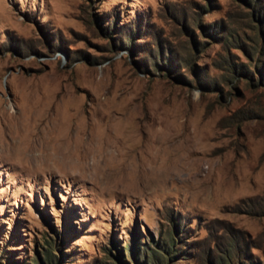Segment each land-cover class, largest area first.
I'll return each mask as SVG.
<instances>
[{"label": "rangeland", "instance_id": "1", "mask_svg": "<svg viewBox=\"0 0 264 264\" xmlns=\"http://www.w3.org/2000/svg\"><path fill=\"white\" fill-rule=\"evenodd\" d=\"M152 253L264 264V0H0V264Z\"/></svg>", "mask_w": 264, "mask_h": 264}, {"label": "trees", "instance_id": "2", "mask_svg": "<svg viewBox=\"0 0 264 264\" xmlns=\"http://www.w3.org/2000/svg\"><path fill=\"white\" fill-rule=\"evenodd\" d=\"M173 236L171 237V239L166 243V245L165 246H163V248L161 249V253L164 255V256H166L167 258L169 257V256H173L174 255V252H175V250H174V246H175V244H176V240H177V238H176V236L174 235V233L172 234ZM51 253H52V251H51ZM136 252L135 251H133V255L134 256H136ZM153 255H152V261H153V264H163V261H162V259H161V257H159V255H156V253H152ZM144 259H145V261H144V264H148V260L146 259V257L144 256ZM169 259V258H168ZM124 263H126V262H124ZM222 264H227V262H225V263H222ZM229 264H231V263H229Z\"/></svg>", "mask_w": 264, "mask_h": 264}, {"label": "bare ground", "instance_id": "3", "mask_svg": "<svg viewBox=\"0 0 264 264\" xmlns=\"http://www.w3.org/2000/svg\"><path fill=\"white\" fill-rule=\"evenodd\" d=\"M5 108V107H4ZM6 110H7V108H5V110H3V112H2V121L3 122H8V124L10 123V121H12L13 123H14V125H17V127L18 126H20V128H19V130H22L21 128H22V125H24V123L23 122H21L19 119H21V118H23V117H21V118H11V117H9V116H7V114H6ZM23 114V113H22ZM14 115H16V114H14ZM14 127V126H13ZM29 134V133H28ZM27 135V133L25 132V134H24V136H26ZM21 139V138H20ZM69 139V138H68ZM15 142H16V139L14 140ZM69 143V142H68ZM89 144V143H88ZM103 146V145H102ZM83 147V146H82ZM98 148V147H97ZM57 149V148H56ZM96 149V148H95ZM54 150V149H53ZM92 150V149H91ZM91 150H88V151H91ZM55 151V150H54ZM81 151V150H80ZM83 151V150H82ZM81 151V152H82ZM105 151V150H104ZM86 152L87 151H85L84 150V152H83V154H82V158L80 159V162H79V166H85L86 167V159H85V157L86 156H88L87 154H86ZM96 152V151H95ZM35 153V152H34ZM94 153V152H93ZM91 154V153H90ZM98 155H99V153H98ZM102 156V155H101ZM94 157V156H93ZM30 158V157H29ZM98 158V157H97ZM82 161V162H81ZM101 163V162H100ZM93 166V165H92ZM88 167V166H87ZM90 168V167H89Z\"/></svg>", "mask_w": 264, "mask_h": 264}]
</instances>
